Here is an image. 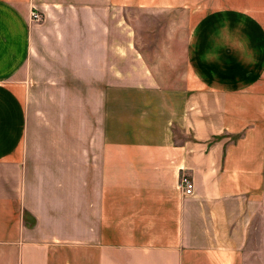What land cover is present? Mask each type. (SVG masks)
I'll list each match as a JSON object with an SVG mask.
<instances>
[{
  "label": "crops",
  "instance_id": "obj_1",
  "mask_svg": "<svg viewBox=\"0 0 264 264\" xmlns=\"http://www.w3.org/2000/svg\"><path fill=\"white\" fill-rule=\"evenodd\" d=\"M0 264H264V0H0Z\"/></svg>",
  "mask_w": 264,
  "mask_h": 264
},
{
  "label": "rangeland",
  "instance_id": "obj_2",
  "mask_svg": "<svg viewBox=\"0 0 264 264\" xmlns=\"http://www.w3.org/2000/svg\"><path fill=\"white\" fill-rule=\"evenodd\" d=\"M125 20H127V24L128 25H125V27L126 26H135V27H137V26H139V24H137V22H138V20H136L134 17H132V16H130V17H128V19H125ZM179 18H173V24H178L179 23ZM190 20V19H189ZM153 21H156V23H158L157 21H159V19H149V18H143V19H140V22H141V25L140 26H142V24H145V26L147 27L148 25H153L151 22H153ZM178 21V22H177ZM154 23V22H153ZM188 23H189V21H188ZM144 27V26H143ZM146 27H144V28H146ZM130 29V28H129ZM130 31V30H129ZM155 36H157V38H158V34L157 35H155ZM20 80H24L25 81V79H24V72L23 71H19V72H17L15 75H13V77H12V81H13V83L19 88V86H22L23 85V88L20 90V91H25V89H24V85H26V83L24 82L23 84H21V82H20ZM25 100H26V103H28V98H25ZM36 103H35V101L33 100L32 102H30L29 104H28V106H34ZM182 174H185V173H181V175ZM180 175V176H181ZM187 175V174H186ZM179 176V177H180ZM187 176H189V175H187ZM190 177V176H189ZM191 178V177H190ZM192 179V178H191ZM193 181V180H192ZM179 182V181H178Z\"/></svg>",
  "mask_w": 264,
  "mask_h": 264
},
{
  "label": "built area",
  "instance_id": "obj_3",
  "mask_svg": "<svg viewBox=\"0 0 264 264\" xmlns=\"http://www.w3.org/2000/svg\"><path fill=\"white\" fill-rule=\"evenodd\" d=\"M30 17L33 20H39L40 15L37 12L32 11ZM178 187L181 189L182 193L185 195H190L193 193L194 184L192 179L186 174H182L179 177Z\"/></svg>",
  "mask_w": 264,
  "mask_h": 264
}]
</instances>
